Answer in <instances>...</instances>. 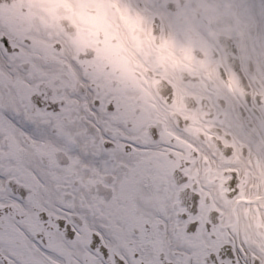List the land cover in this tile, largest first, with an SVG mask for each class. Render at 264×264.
<instances>
[{
  "label": "snow or ice",
  "instance_id": "snow-or-ice-1",
  "mask_svg": "<svg viewBox=\"0 0 264 264\" xmlns=\"http://www.w3.org/2000/svg\"><path fill=\"white\" fill-rule=\"evenodd\" d=\"M60 7L131 24L142 5L0 0V264H264L207 196L264 224V187L230 163L231 149L192 139L190 120L169 124L87 52L66 50L52 12Z\"/></svg>",
  "mask_w": 264,
  "mask_h": 264
},
{
  "label": "flooded vegetation",
  "instance_id": "flooded-vegetation-1",
  "mask_svg": "<svg viewBox=\"0 0 264 264\" xmlns=\"http://www.w3.org/2000/svg\"><path fill=\"white\" fill-rule=\"evenodd\" d=\"M236 2L175 0L166 37L163 24L153 18L135 16L134 23H124L128 39L149 64L144 68L113 54L112 45L122 47L115 21H82L84 13L75 21L73 13L60 7L56 22L69 52H87L110 80L132 85L131 94L169 124L190 120L185 127L192 139L212 151L231 149L230 163L250 183L264 187V21H258L260 0ZM165 39L178 43L159 47ZM183 48L190 50L191 59ZM207 196L235 241L264 260V224L215 191Z\"/></svg>",
  "mask_w": 264,
  "mask_h": 264
},
{
  "label": "rangeland",
  "instance_id": "rangeland-1",
  "mask_svg": "<svg viewBox=\"0 0 264 264\" xmlns=\"http://www.w3.org/2000/svg\"><path fill=\"white\" fill-rule=\"evenodd\" d=\"M227 1H231V2H236L235 0H225V2ZM169 3V4H166V3ZM170 3H172V0H162V1H158V0H149V5H151V7H153L154 9L158 10L159 8L165 12L168 13L169 17H170V21H173V19L175 18V13L173 14V12L171 10L168 9L167 5L170 6ZM237 3V2H236ZM244 3V2H243ZM45 7H50V6H47L45 5ZM58 8H55V9H52V12H53V16H54V25L55 27L57 26V19L59 18V15L56 13V10ZM208 10V9H207ZM83 13H78V14H72L73 16V19L75 21H80V17ZM111 12L107 11V10H103V9H100L98 10L95 14L93 13H84L85 17L84 19H82V21H95L93 20V18L97 17L99 19V21H112L111 20ZM144 16L145 17H149V16H152V12L150 9L148 10H145L143 12ZM214 14H216L214 12ZM137 15V14H136ZM219 17V15H218ZM135 19V18H134Z\"/></svg>",
  "mask_w": 264,
  "mask_h": 264
},
{
  "label": "bare ground",
  "instance_id": "bare-ground-1",
  "mask_svg": "<svg viewBox=\"0 0 264 264\" xmlns=\"http://www.w3.org/2000/svg\"><path fill=\"white\" fill-rule=\"evenodd\" d=\"M145 1H147V0H145ZM239 0H237V2H238ZM147 4V3H146ZM158 13H160L161 14V16H162V18H163V21H169L168 20V14L166 13V12H164V11H162L161 9H158V10H156ZM238 13H239V11H238ZM111 20L112 21H117V18H116V16L114 15V14H111ZM117 23H118V21H117ZM118 27H119V32H120V37H121V41H122V43L124 44V45H126L127 47L129 46V48L131 49V50H133V48L130 46V43H129V41H128V39H127V34H126V31H125V27H124V25H123V23H118ZM167 28H169L168 27V24L165 22V25H164V31H163V36L164 37H166V36H168L167 35ZM60 41L64 44V47L66 48V50H68V51H70V48H69V45H68V43H67V41L64 39V37L63 36H61L60 37ZM131 58H133L134 60H138L139 62H141L142 64H144L145 62L141 59V57H139L136 53H132L131 55Z\"/></svg>",
  "mask_w": 264,
  "mask_h": 264
}]
</instances>
